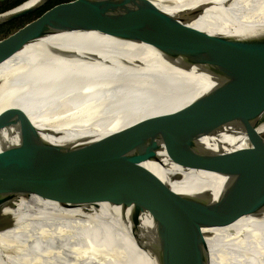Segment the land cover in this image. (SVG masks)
Segmentation results:
<instances>
[{"label":"bare ground","instance_id":"1","mask_svg":"<svg viewBox=\"0 0 264 264\" xmlns=\"http://www.w3.org/2000/svg\"><path fill=\"white\" fill-rule=\"evenodd\" d=\"M45 2L25 0L1 12L0 20ZM154 2L184 26L218 38L253 35L264 46V0ZM60 7L42 17L53 16ZM117 10L101 7L90 26L39 37L25 45L32 44L29 50L19 51L0 65V96L9 97L0 106L9 103L23 107L41 135L55 143L96 136L106 127L74 134L71 132L81 128L83 122L62 125L50 121L59 114L71 113L86 100L90 103L94 78L107 54L118 51L127 60L136 44L123 75L99 95L98 102L89 104L101 115H111L104 120L117 115L110 126L139 115L174 109L218 82L236 78L239 82L245 80L242 82L249 89L238 103L264 112V68H255L233 51L225 59L216 54L194 58L169 51L154 39V34L148 37L160 30L156 14L137 4L125 6L124 12L149 42L128 39L110 30ZM142 22L155 29L141 28ZM130 102L133 104L126 105ZM92 121L94 125L104 122L94 118L89 122ZM61 130L68 135L50 133ZM155 133L179 142L176 153L195 168L186 169L163 158L143 157L139 147L130 150L141 159L143 177L172 202L189 224L200 228L203 238L194 239L208 255L209 264H264V180L206 131L163 128ZM155 154L159 157L161 152L157 150ZM30 160L55 169L52 190L64 200L53 202L40 196L41 190L22 168L21 160L1 161L0 264H155L126 213L117 205L74 204L69 186L79 188V174L71 156L53 153ZM10 172L17 175L16 179L7 176ZM220 191L234 194L236 200L227 204L217 200ZM186 199L196 207L194 212L189 210ZM105 212H110L108 217L102 215ZM140 224L148 229V217Z\"/></svg>","mask_w":264,"mask_h":264},{"label":"water","instance_id":"2","mask_svg":"<svg viewBox=\"0 0 264 264\" xmlns=\"http://www.w3.org/2000/svg\"><path fill=\"white\" fill-rule=\"evenodd\" d=\"M50 1L57 0H46ZM131 4L140 5L156 14L160 30L148 37L154 34V39L162 42L171 52L194 58L216 54L225 59L230 55L229 51H233L255 68H264V46L253 35H226L218 38L194 30L184 26L154 0H63L58 12L50 17H40L39 12L44 4H39L38 7L4 18L0 24L37 10L32 17L0 36V64L39 37L85 28L101 7L118 8L116 22L110 26L111 31L128 39L149 42L148 37H142L139 30L134 28L132 18L124 12L125 6ZM141 28L155 29L144 22ZM163 31L168 32V35ZM239 81L236 78L231 82H218L174 109L128 118L112 126L117 115L109 119L115 121L104 120L111 115H101L89 107L90 103L85 102L71 113L57 115V119H52L50 123L66 125L65 122L70 121L83 122L81 128L71 132L74 134L98 127H106V130L96 136L63 143L44 138L23 107L4 104L0 106V162L21 160L20 165L41 190L38 194L53 202H60L64 200L63 196L52 190L55 188L52 184L56 178L55 169L48 164H37V161L33 162L30 158L48 157L53 153L71 156L79 174V188L69 186V197L75 205H117L126 213L155 264H209L208 255L194 239V236L203 238L200 228L189 224L172 202L143 177L141 159L130 148L142 149L143 157L157 160L163 158L183 168L194 169L195 166L176 153L175 148L179 142L157 135L155 130L206 131L226 146L245 168L264 180V112L238 103L239 99L249 94L247 85L242 82L245 80ZM8 98L0 96V103ZM130 104L133 103L126 105ZM65 116L72 118H60ZM93 118L104 122L94 125L95 121L89 122ZM61 132L68 135L63 130L50 133L58 135ZM157 150L161 152L160 158L155 154ZM10 174L7 176L16 179L17 175ZM216 199L226 204L236 200L234 194L221 191ZM186 202L189 210L194 212L196 207L187 199ZM109 214L105 212L102 215L108 217ZM145 217H148V229L140 224V220Z\"/></svg>","mask_w":264,"mask_h":264},{"label":"rangeland","instance_id":"3","mask_svg":"<svg viewBox=\"0 0 264 264\" xmlns=\"http://www.w3.org/2000/svg\"><path fill=\"white\" fill-rule=\"evenodd\" d=\"M12 28H14V26H11L7 31L11 30ZM7 31H5V32L4 31L3 32L0 31V36H2L3 34H5ZM59 36L60 35H58L57 38ZM135 45L136 44L133 45L132 53H133V50H134ZM30 47H32V44L25 46L20 51L29 50ZM132 53L130 54V56H128L127 60H126V55L124 53H118V51H114V52H111L110 54H107V56L104 59L102 65L98 69V71H99L98 75L94 78L93 87L92 88H94V87L95 88L93 89L94 92L91 94V97H93V98H91L90 104L91 103L98 102L99 101V98H100L99 95H101L104 92V90L106 91L108 89V87L110 86V84L115 79H116L115 80V82H116L123 75L124 71L128 67V60L130 59ZM5 63H7V60L5 62L1 63L0 65L5 64ZM112 89H113V87H112ZM111 91L109 92V94L111 93ZM109 94L104 99V101L98 106V108H101L104 105V103L106 102ZM86 102H87V100H86ZM244 107L250 108L246 104L244 105Z\"/></svg>","mask_w":264,"mask_h":264},{"label":"trees","instance_id":"4","mask_svg":"<svg viewBox=\"0 0 264 264\" xmlns=\"http://www.w3.org/2000/svg\"><path fill=\"white\" fill-rule=\"evenodd\" d=\"M22 0H1L0 1V11L4 10L6 8H9L19 2H21ZM25 1V0H24ZM22 3V2H21ZM63 4V0H57V1H50V2H45L41 9V11L39 12L40 17H42L44 14L48 13L49 11H51L52 9L59 7ZM15 7V6H14ZM13 8V7H12ZM11 9V8H10ZM37 12V10H34L28 14H25L21 17L12 19L4 24L0 25V31L1 32H5L7 31L11 26H15L17 24H20L21 22H23L26 19H29L30 17H32L35 13ZM3 26V27H2ZM134 45V44H133Z\"/></svg>","mask_w":264,"mask_h":264}]
</instances>
